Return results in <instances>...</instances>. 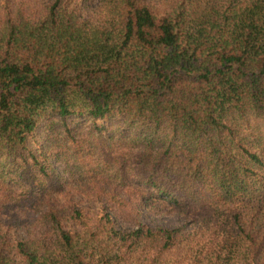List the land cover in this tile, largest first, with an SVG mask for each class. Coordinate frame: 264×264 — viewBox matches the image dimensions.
<instances>
[{
    "label": "trees",
    "instance_id": "16d2710c",
    "mask_svg": "<svg viewBox=\"0 0 264 264\" xmlns=\"http://www.w3.org/2000/svg\"><path fill=\"white\" fill-rule=\"evenodd\" d=\"M0 264H264V0H0Z\"/></svg>",
    "mask_w": 264,
    "mask_h": 264
},
{
    "label": "rangeland",
    "instance_id": "374dc122",
    "mask_svg": "<svg viewBox=\"0 0 264 264\" xmlns=\"http://www.w3.org/2000/svg\"><path fill=\"white\" fill-rule=\"evenodd\" d=\"M42 135L45 136L43 133ZM142 220L150 226L156 224L163 226H173L180 222L178 215H176L175 212L170 211L169 208H158L157 211H152L150 208H147L145 211H143Z\"/></svg>",
    "mask_w": 264,
    "mask_h": 264
}]
</instances>
